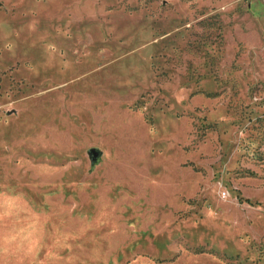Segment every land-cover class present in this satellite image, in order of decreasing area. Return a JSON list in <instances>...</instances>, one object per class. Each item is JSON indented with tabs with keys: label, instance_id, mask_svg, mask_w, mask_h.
<instances>
[{
	"label": "rangeland",
	"instance_id": "374dc122",
	"mask_svg": "<svg viewBox=\"0 0 264 264\" xmlns=\"http://www.w3.org/2000/svg\"><path fill=\"white\" fill-rule=\"evenodd\" d=\"M0 264H264V0H0Z\"/></svg>",
	"mask_w": 264,
	"mask_h": 264
}]
</instances>
